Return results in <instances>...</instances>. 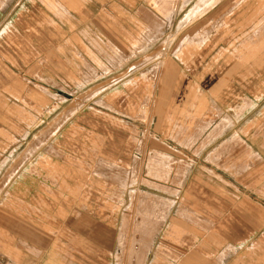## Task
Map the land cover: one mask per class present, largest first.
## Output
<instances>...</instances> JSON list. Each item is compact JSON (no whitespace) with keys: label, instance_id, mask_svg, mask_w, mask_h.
Here are the masks:
<instances>
[{"label":"rangeland","instance_id":"374dc122","mask_svg":"<svg viewBox=\"0 0 264 264\" xmlns=\"http://www.w3.org/2000/svg\"><path fill=\"white\" fill-rule=\"evenodd\" d=\"M223 1L0 0V192L17 164L32 171L38 150L41 161L56 156L90 171L87 187L68 188L78 198L62 216L83 221L80 231L65 224L70 236L54 240L66 252L0 238V264H140L137 246L206 240L211 223L199 220L215 200L264 203V3L251 14L246 0ZM70 106L92 130L98 119L104 140L85 149L78 136L70 146L72 128L63 127ZM120 115L135 122L130 134L114 120ZM148 144L163 153L146 158L147 176L165 187L147 190L137 175L113 207L110 180L97 183L91 173L95 157ZM59 150L72 157L59 158ZM15 205L0 199V213L31 217L14 213ZM96 229L104 237L89 236ZM112 229L120 236L108 237ZM145 232L163 237H135Z\"/></svg>","mask_w":264,"mask_h":264},{"label":"crops","instance_id":"0c3cea01","mask_svg":"<svg viewBox=\"0 0 264 264\" xmlns=\"http://www.w3.org/2000/svg\"><path fill=\"white\" fill-rule=\"evenodd\" d=\"M223 2L226 3V0ZM245 2L246 6L249 5L247 13L257 14L260 7L263 6L264 0H246ZM217 5L218 3L213 8ZM253 5H255L254 9ZM176 11L177 13H184L185 7L181 6V2L177 4ZM245 28H248V26ZM125 44H129V42ZM104 112L105 110H102L94 114L97 118H100V116H104ZM63 115V127L70 125L72 128L71 136H65V140L68 141L67 143L70 146V141H73L78 136L81 138H77L81 143L80 146L84 143L86 145L85 149L87 146L92 148L96 142L104 140L105 135L101 134L103 130L98 131V127L102 125L98 119L90 122L95 127V130H92L91 126H87L83 122L85 120L83 117L80 119L78 115H73L71 106L65 109ZM126 117L125 115H120L114 120H118L119 126L121 124L123 128L127 126L130 134L133 131L135 122L127 121ZM118 134L119 138L117 142L119 144L125 140L123 136L125 132L119 129ZM150 147L151 145L148 144L145 146V149L120 150L118 148L111 151L110 155L112 158L110 159H108V155L104 156L103 153L95 157L96 165L91 173H95L97 183L107 184L104 182L105 179L110 180L112 189L110 204L113 207L119 205V191L123 189L126 182L127 187L133 188L131 185H135L137 175H139L138 180L142 179V183L144 182V187L146 186L147 190L153 189V185L165 187L161 180L147 176L146 158L150 156L152 151L160 154L163 153L161 149L157 151L152 150ZM87 151L82 152L84 157L87 155ZM70 152L59 150L57 153H60L58 155L59 158L66 159L71 156ZM41 153L42 151L40 150L33 153L32 156L38 155L39 158L29 167V169L32 168L31 172L25 173L27 169L19 161L20 166L16 165V176L12 180V183L6 187V191L2 190L0 192L2 196L0 199L15 200L16 208L14 213L19 214L26 210L31 212V217L28 219H21L14 215L8 217L0 213V238L15 239L17 244L26 241L38 253H51L50 249L52 250V248H55L54 251L52 250L55 253H63L66 252L67 247L55 245L54 240L70 236V230L64 227L65 224L80 231L82 230L81 223L83 221L62 216L66 211V207L70 204V200L75 201L78 198H70L68 196V188L78 185L87 187L89 183L87 172L90 171H87L82 166L64 167L61 165L62 160L56 156H48L45 159L46 161H41L39 160ZM72 153H75L73 158L80 157L79 151H72ZM104 164H109L110 166H104ZM80 175H84L83 181H81V178H78ZM239 198H235L232 195L226 201L215 200L214 204L211 205L212 208H209L208 212H206L207 219L199 220L200 222L206 221L211 223V225L209 224L210 228L207 229L208 238L200 240L196 245L190 247L172 245L168 242V239H165L160 240L155 245L148 244L135 247L134 252L143 255V258H141L143 260L140 264H264L263 199L259 200L258 197L255 199L252 197V199ZM159 201L163 202L162 200ZM140 202L145 203L146 201L142 199ZM100 203L102 204V201ZM115 216L116 214H113V225L114 222L116 223ZM117 221H120L118 216ZM181 221L178 217L175 220V222H178L183 227L180 224ZM178 224H176L177 227H179ZM159 233H136L135 237L151 239V237H157ZM195 233L196 230L192 231L191 234L195 237ZM200 233L197 230L196 234L201 235ZM119 234V229H112V234L107 236L115 239L120 236ZM89 236L96 238L104 237V231L96 229V232L91 233ZM159 236L162 238L163 234H159ZM166 236L167 234L164 235L165 238ZM57 248L61 249L56 250Z\"/></svg>","mask_w":264,"mask_h":264},{"label":"bare ground","instance_id":"6f19581e","mask_svg":"<svg viewBox=\"0 0 264 264\" xmlns=\"http://www.w3.org/2000/svg\"><path fill=\"white\" fill-rule=\"evenodd\" d=\"M101 22V21H100Z\"/></svg>","mask_w":264,"mask_h":264}]
</instances>
